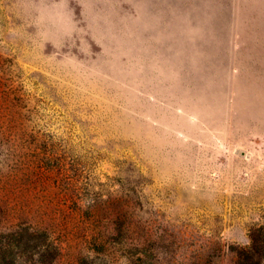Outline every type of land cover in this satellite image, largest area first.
<instances>
[{
	"label": "rangeland",
	"instance_id": "1",
	"mask_svg": "<svg viewBox=\"0 0 264 264\" xmlns=\"http://www.w3.org/2000/svg\"><path fill=\"white\" fill-rule=\"evenodd\" d=\"M0 264H264V0H0Z\"/></svg>",
	"mask_w": 264,
	"mask_h": 264
}]
</instances>
